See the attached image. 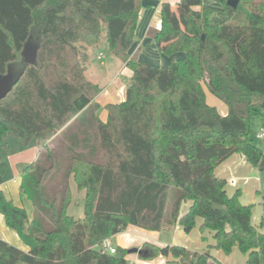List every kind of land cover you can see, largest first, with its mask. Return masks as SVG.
Returning <instances> with one entry per match:
<instances>
[{
    "label": "trees",
    "instance_id": "obj_1",
    "mask_svg": "<svg viewBox=\"0 0 264 264\" xmlns=\"http://www.w3.org/2000/svg\"><path fill=\"white\" fill-rule=\"evenodd\" d=\"M221 2L224 10L201 9L192 36L165 22L149 31L157 47L168 33L196 39L194 60L173 63L165 76L128 54L139 0H0V75L15 80L0 97V144L7 155L5 133L23 146L43 142L19 185L31 217L0 190V213L28 247L0 238V264H128L127 249L109 253L102 241L129 225L158 231L179 224L189 232L196 216L214 232L215 248L228 253L237 245L245 264H264V232L251 222V205L240 202L239 190L228 195L214 173L233 153L264 173V152L250 137L252 115L264 110V0ZM102 32L109 52L132 70L124 101L107 105L105 122L94 102L101 87L84 74L86 47ZM203 85L225 103V115L207 103ZM164 90L179 97L175 116L173 100L157 97ZM180 112L188 121H178ZM6 168L0 155V183ZM70 177L84 192L82 217L67 213ZM139 253L171 256L173 264L210 259L177 245L144 243Z\"/></svg>",
    "mask_w": 264,
    "mask_h": 264
},
{
    "label": "crops",
    "instance_id": "obj_2",
    "mask_svg": "<svg viewBox=\"0 0 264 264\" xmlns=\"http://www.w3.org/2000/svg\"><path fill=\"white\" fill-rule=\"evenodd\" d=\"M139 3L140 7L137 24L134 29L132 43L128 48V54L130 57L135 56L139 62L160 67L163 72L162 74H165V76L170 75L168 69L173 63L181 64L184 61L186 62L188 58L194 60L196 54V39H189L178 33H168L161 38L160 47H157L149 31L159 29L162 22H165L177 28L185 35L192 36L194 32L191 29V23L199 20L202 8L207 7L217 10H224L225 8L221 0H139ZM100 54L101 53L98 55ZM116 58L118 59L117 61H112L114 64L113 72L103 86L99 85L101 91L94 98V102L98 104L96 114L102 122L107 120L108 104H116L124 101L126 86L132 75V70L125 66V63L118 57ZM184 69L186 68L183 67L182 73H184ZM168 80H170V76H168ZM203 89L207 103L216 106L218 112L221 115H225L227 113V107L221 104L219 108L216 100L208 96L209 91L204 85ZM165 90L164 93H161L164 95L160 96L158 93L157 97L158 99L168 97L169 100H173V102L171 101L172 106H170V113L175 116V112L180 111L176 103L177 97L170 95L169 92ZM159 100L156 104L157 119L158 116L162 118L163 115L162 104ZM254 117L259 119V131L264 127V110H261L259 115L251 117L252 123H254ZM16 138L18 139L17 141L8 139L6 142L2 139V142L8 145L10 153L4 155L3 146L1 144L2 150L0 155L5 161L7 168L3 180L0 183V190L3 191L15 205L23 207L28 217H31L32 204L21 194L19 185L22 170L36 159L43 142L32 140L27 146H23L21 140L18 137ZM260 151L264 152V148L260 149ZM257 172L258 169L252 166L241 153L231 154L214 169V173L217 176L225 179V190L227 194L232 195L236 190H239V200L245 205L250 204L247 197L251 196L252 191H256L260 188L261 179L257 176ZM230 178H234V181L230 182ZM262 202L264 204V196H262L261 203ZM190 203V200L182 203L180 214L186 212ZM202 224V217L196 216L195 225L189 232H185L179 224H175L174 230L170 234L167 229L152 231L129 225L123 231L110 236L108 240L110 244L116 248L121 247L129 249L137 247L138 252H127L125 255L127 262H134L135 264H173L172 262L174 259H172L171 256L158 255L150 260L141 259L139 249L144 243L159 247L177 245L193 252H208L210 259L207 264H235L233 261L222 263L219 257L223 251L221 250V252L219 251L220 249L215 248L214 232L207 228L202 229ZM255 226H260V231L264 232V230H262V225L259 224ZM0 238L24 251L28 250V247L21 241L17 233L6 225L1 213Z\"/></svg>",
    "mask_w": 264,
    "mask_h": 264
},
{
    "label": "rangeland",
    "instance_id": "obj_3",
    "mask_svg": "<svg viewBox=\"0 0 264 264\" xmlns=\"http://www.w3.org/2000/svg\"><path fill=\"white\" fill-rule=\"evenodd\" d=\"M196 42V40H195ZM31 48V47H30ZM27 49L28 54H32V48ZM86 53L88 56L87 64H86V71H85V77L100 86H103L108 78L110 77L111 73L113 72L114 64L112 61H117L118 59L114 57L108 50L106 39H105V33L102 32L99 38V41L91 46L86 47ZM101 53L100 59L97 58V55ZM189 76L191 79V70L189 72ZM185 82H189L188 77ZM179 90V89H178ZM186 90H184L185 93ZM187 92V91H186ZM188 96V95H187ZM208 96H211L216 100L218 103V107L220 108L221 104L226 106L225 103H223L220 99H218L215 95L208 92ZM177 105L179 103V97L176 99ZM216 107V106H215ZM218 110V108L216 107ZM185 113L182 114L181 112L176 116L178 121H182L184 119L188 121V119L185 118ZM254 116V115H252ZM169 123V120L166 119ZM258 120L256 117H254V123L250 120V135L253 139L254 144L257 145L260 149L264 148V140L256 137V132L258 131ZM182 123V125H187V123ZM185 125V126H186ZM8 139L11 140H18L14 135L10 133H5L3 136L4 142H6ZM1 144H0V152H1ZM257 176L261 179L260 188L258 190L252 191L251 196L247 197V200L250 201L251 205V222L255 225H262V230H264V204L262 201V196H264V173L258 171ZM69 188H70V202L67 206V213L74 216V217H82L83 216V191H80L77 189L75 181L73 177H70L69 179ZM262 222V223H261ZM174 230V226L169 229V234ZM112 241V239H111ZM221 251V250H219ZM222 252V251H221ZM246 256L247 252H244L238 248L237 245H234L230 252L224 253L222 252L220 254L219 259H221L222 263H227L229 261H233L235 264H244L246 262Z\"/></svg>",
    "mask_w": 264,
    "mask_h": 264
},
{
    "label": "water",
    "instance_id": "obj_4",
    "mask_svg": "<svg viewBox=\"0 0 264 264\" xmlns=\"http://www.w3.org/2000/svg\"><path fill=\"white\" fill-rule=\"evenodd\" d=\"M238 3V0H226V5L230 6V7H235ZM24 58L26 62L30 61V54L28 53H24ZM14 78L12 76V74L8 73L6 75H0V97L3 96L8 90L9 88L12 86L13 82H14ZM128 253L131 252H138V248L137 247H132L127 249Z\"/></svg>",
    "mask_w": 264,
    "mask_h": 264
},
{
    "label": "built area",
    "instance_id": "obj_5",
    "mask_svg": "<svg viewBox=\"0 0 264 264\" xmlns=\"http://www.w3.org/2000/svg\"><path fill=\"white\" fill-rule=\"evenodd\" d=\"M101 57V54L98 55V58ZM256 137L257 138H260V139H263L264 140V127H262L257 133H256ZM234 181V178H230V182H233ZM100 247L104 250H106L107 252L109 253H114L115 250H116V247L112 246L107 239L103 240L102 243L100 244ZM160 256H163L162 254H158ZM128 264H135L134 262H128Z\"/></svg>",
    "mask_w": 264,
    "mask_h": 264
}]
</instances>
